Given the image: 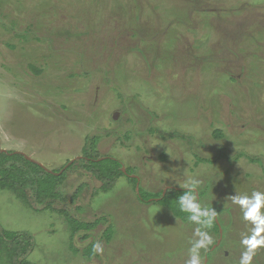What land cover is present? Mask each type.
<instances>
[{"label": "rangeland", "instance_id": "rangeland-1", "mask_svg": "<svg viewBox=\"0 0 264 264\" xmlns=\"http://www.w3.org/2000/svg\"><path fill=\"white\" fill-rule=\"evenodd\" d=\"M94 137L138 184L126 175L104 193L65 171L59 206L100 221L78 253L64 215L0 187V224L33 235L30 262L186 264L196 224L139 192L195 179L220 227L202 264H239L251 225L231 196L264 192V0H0V150L61 172ZM96 242L103 254L84 255Z\"/></svg>", "mask_w": 264, "mask_h": 264}, {"label": "trees", "instance_id": "trees-1", "mask_svg": "<svg viewBox=\"0 0 264 264\" xmlns=\"http://www.w3.org/2000/svg\"><path fill=\"white\" fill-rule=\"evenodd\" d=\"M99 138L94 137L84 148L85 158L78 162H74L65 171L71 169H83L85 172L93 175L102 183L101 191L107 193L111 191L117 180L123 176H129L130 182L137 185L138 178L134 176L132 170L123 172L122 163L111 157H100L98 154ZM65 168V167H64ZM61 175L60 171L49 173L45 167L39 163L28 160L25 155L15 151L1 152L0 150V187L4 190H9L20 196L26 203L36 211H53L64 215L71 231L70 248L74 253H78L77 237L84 233L83 239L89 237V234L94 231L100 221L93 223L80 221L77 217L70 214L67 210L59 206L63 201V195L60 188L63 184L66 172ZM193 189H172L166 194H152L144 190H140L139 199L144 204L156 203L167 207L172 214L187 223H195L196 227L202 231L206 230L201 224L190 221L189 213L180 211L176 202L178 196L183 195ZM204 211V210H201ZM210 232L220 234V227L215 220ZM106 239H111L113 229L107 228L104 232ZM35 247V240L29 232H11L5 230L0 224V259L5 262L4 258L11 264H34L28 260L29 255ZM84 255L93 257L95 252L93 247H87L84 250ZM6 263V262H5Z\"/></svg>", "mask_w": 264, "mask_h": 264}, {"label": "clouds", "instance_id": "clouds-1", "mask_svg": "<svg viewBox=\"0 0 264 264\" xmlns=\"http://www.w3.org/2000/svg\"><path fill=\"white\" fill-rule=\"evenodd\" d=\"M188 189H196L195 192L188 191L177 197L176 202L180 211L189 213L188 219L202 225L206 230H195V235L199 237L192 243L189 249V258L186 264H202L201 250H209L217 242L213 239L208 229H211L217 218V211L213 208L205 207L201 211V204L197 203V189L200 187V181L188 179L185 185ZM232 202L240 206L243 219L251 225L250 234H245L241 238V245L244 251L241 253L239 264H252L253 258L258 249L264 248V192L253 191L251 195L231 196ZM93 251L97 254H103V246L96 242L93 244Z\"/></svg>", "mask_w": 264, "mask_h": 264}, {"label": "water", "instance_id": "water-1", "mask_svg": "<svg viewBox=\"0 0 264 264\" xmlns=\"http://www.w3.org/2000/svg\"><path fill=\"white\" fill-rule=\"evenodd\" d=\"M1 152H6L5 150H1ZM17 153H19V154H23V153H20V152H17ZM24 155V154H23ZM25 157L28 159V160H30V161H33V162H35V163H38V162H36V161H34L33 159H31L30 157H27L26 155H25ZM75 161H71L60 173H54L53 171H48L49 173H54L55 175H61L69 166H71L73 163H74ZM40 164V163H39ZM41 165V164H40ZM41 166H43V165H41ZM44 167V166H43ZM123 172L124 173H126V170L125 169H123ZM132 177H135V178H137L136 176H132ZM137 191L139 192V187H137ZM166 194V191L164 192V195Z\"/></svg>", "mask_w": 264, "mask_h": 264}]
</instances>
